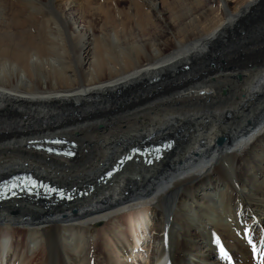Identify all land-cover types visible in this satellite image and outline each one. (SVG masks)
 Returning a JSON list of instances; mask_svg holds the SVG:
<instances>
[{"label":"bare ground","instance_id":"obj_1","mask_svg":"<svg viewBox=\"0 0 264 264\" xmlns=\"http://www.w3.org/2000/svg\"><path fill=\"white\" fill-rule=\"evenodd\" d=\"M18 174L73 200L0 202V264H264V0H0V183Z\"/></svg>","mask_w":264,"mask_h":264},{"label":"rangeland","instance_id":"obj_2","mask_svg":"<svg viewBox=\"0 0 264 264\" xmlns=\"http://www.w3.org/2000/svg\"><path fill=\"white\" fill-rule=\"evenodd\" d=\"M116 96H118V94H115ZM103 112V111H101ZM100 112V113H101ZM105 112V111H104ZM123 215V214H122ZM120 217V218H119ZM119 221H125L126 220V217L125 216H119ZM105 225V222L101 223L98 225V227H95V226H89L87 229H86V232H85V244L87 245V251H86V254L88 256H91L93 253H94V248H95V245L97 244V238L99 236V228H102L103 226ZM96 228V229H95ZM88 231V232H87ZM88 233V235H87ZM92 236V237H91ZM37 253H45L46 254V246L44 245H41L37 250H36ZM146 254V253H144ZM42 257V254H40L38 257H37V260L40 259Z\"/></svg>","mask_w":264,"mask_h":264},{"label":"water","instance_id":"obj_3","mask_svg":"<svg viewBox=\"0 0 264 264\" xmlns=\"http://www.w3.org/2000/svg\"><path fill=\"white\" fill-rule=\"evenodd\" d=\"M46 143H49L50 145H53L54 143H51V142H46ZM50 147H55V146H50ZM161 148H153V147H149L148 148V154H151L152 156H154V155H156L157 153H160L161 152ZM16 184H17V186L15 187V189L16 188H18L19 187V182H18V180H15L14 181ZM6 185H7V183H6ZM11 190H8L6 193H9ZM53 198H55L54 196H52ZM51 197V198H52Z\"/></svg>","mask_w":264,"mask_h":264},{"label":"snow or ice","instance_id":"obj_4","mask_svg":"<svg viewBox=\"0 0 264 264\" xmlns=\"http://www.w3.org/2000/svg\"><path fill=\"white\" fill-rule=\"evenodd\" d=\"M216 243L219 244V241L217 240ZM249 243H251V241H249ZM220 251H221V255H222L225 259H227V258H228V257H227V254L224 252L223 248H221Z\"/></svg>","mask_w":264,"mask_h":264}]
</instances>
